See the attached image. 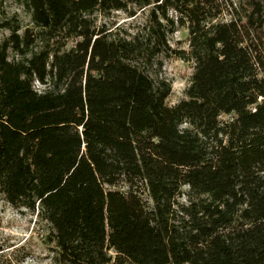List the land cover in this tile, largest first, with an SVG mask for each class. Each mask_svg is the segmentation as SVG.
<instances>
[{"label": "trees", "instance_id": "trees-1", "mask_svg": "<svg viewBox=\"0 0 264 264\" xmlns=\"http://www.w3.org/2000/svg\"><path fill=\"white\" fill-rule=\"evenodd\" d=\"M17 1L38 29L1 25L0 193L59 263L264 264V0ZM146 7L136 34L97 24ZM171 54L194 62L172 106Z\"/></svg>", "mask_w": 264, "mask_h": 264}, {"label": "rangeland", "instance_id": "rangeland-1", "mask_svg": "<svg viewBox=\"0 0 264 264\" xmlns=\"http://www.w3.org/2000/svg\"><path fill=\"white\" fill-rule=\"evenodd\" d=\"M150 10L151 7H146L137 10L135 15L122 10L107 14L97 13L96 20L99 26L104 25L114 32L129 36L145 30L149 24ZM5 20H19L22 26L20 32L27 28L38 29L17 0H0V42L10 34L9 29L1 27ZM169 43L174 50H189L188 29L178 28L169 34ZM73 44V40L69 41L68 47ZM159 61L161 65L156 64L150 74L172 82V93L167 99V104L172 106L186 98L185 91L191 82L194 62L185 61L174 54L162 55ZM47 86L37 80L34 83L36 90H43ZM115 188L128 190L125 183H120ZM186 190L187 187L184 192ZM50 231L49 223L38 211L14 207L0 193V264H60L56 257L55 244L49 239ZM111 253L114 254L113 251Z\"/></svg>", "mask_w": 264, "mask_h": 264}]
</instances>
